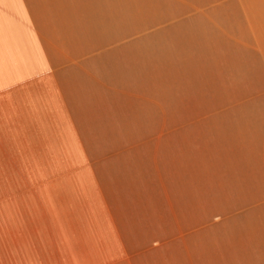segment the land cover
Here are the masks:
<instances>
[{
	"label": "rangeland",
	"instance_id": "1",
	"mask_svg": "<svg viewBox=\"0 0 264 264\" xmlns=\"http://www.w3.org/2000/svg\"><path fill=\"white\" fill-rule=\"evenodd\" d=\"M164 219H264V0H0V247Z\"/></svg>",
	"mask_w": 264,
	"mask_h": 264
},
{
	"label": "crops",
	"instance_id": "2",
	"mask_svg": "<svg viewBox=\"0 0 264 264\" xmlns=\"http://www.w3.org/2000/svg\"><path fill=\"white\" fill-rule=\"evenodd\" d=\"M164 220L160 230L59 228L52 246L0 247V264H264V219Z\"/></svg>",
	"mask_w": 264,
	"mask_h": 264
}]
</instances>
